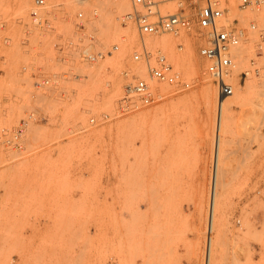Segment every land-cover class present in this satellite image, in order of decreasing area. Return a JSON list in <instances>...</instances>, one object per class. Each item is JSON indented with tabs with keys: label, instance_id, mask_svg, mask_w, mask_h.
I'll return each instance as SVG.
<instances>
[{
	"label": "rangeland",
	"instance_id": "1",
	"mask_svg": "<svg viewBox=\"0 0 264 264\" xmlns=\"http://www.w3.org/2000/svg\"><path fill=\"white\" fill-rule=\"evenodd\" d=\"M223 1L245 26L264 16V0L259 11L239 10L235 0ZM65 2L68 9L75 7L72 0ZM33 3L0 0V21L13 37L11 48L0 51L6 55V63L0 62L4 70L0 75V131L19 125L30 110L25 104L31 101L40 106L38 112L47 115L46 121L27 126L18 148L0 144V264H13L12 256L24 241L21 230L26 227L34 230L26 264H43L50 248L58 264L76 260L75 247L84 241L78 237L77 227L91 217L93 206L70 200L66 204L53 202L50 196L85 191L86 179L48 173L49 167L74 165L110 170L118 201L111 207L115 214H125L123 234L132 260L139 257L141 264H181L182 260L206 264L211 215L209 264H255L254 245H264V226L263 232L259 231L252 218L264 212V33L250 32V41L239 48L233 79L237 100L233 94L221 109L217 87L205 74L206 61L199 54L205 43L201 33L165 34L167 41L162 47L193 84L188 89L160 85L161 96L156 102L120 114L118 102L134 82V75L148 78L141 64L132 59V49L139 42L136 28L133 24L122 26L119 19L131 10V0L105 3L99 19L82 29L84 35L94 36L97 49L106 52L96 63H56L51 60L48 38H39L41 44L34 52L40 56L35 63L44 75L64 71L79 75L60 78L61 94L35 90L29 76L19 74L21 65L29 61L20 36ZM160 7L163 15L177 10L175 0H166ZM185 11L195 26L196 6ZM60 28L67 36L74 30L66 21ZM116 43L119 49L112 51ZM245 69L252 70L247 78L240 76ZM202 92L211 101L209 106ZM233 97L235 102H231ZM103 113L110 115L108 121L101 122ZM90 117L98 123L88 125ZM216 150L212 205L211 167ZM93 179L100 181L102 176L87 180ZM51 214H57L53 221L57 232L46 234L39 219ZM19 216H34L35 221L25 224ZM112 223L116 234L119 221ZM122 246L117 242L112 255L117 256Z\"/></svg>",
	"mask_w": 264,
	"mask_h": 264
},
{
	"label": "built area",
	"instance_id": "2",
	"mask_svg": "<svg viewBox=\"0 0 264 264\" xmlns=\"http://www.w3.org/2000/svg\"><path fill=\"white\" fill-rule=\"evenodd\" d=\"M75 7L68 9L65 0H34L29 11V21L23 25L20 44L29 61L20 67V75L27 74L32 80L35 90L47 93L49 91L64 92L60 78L68 79L69 75L79 77L70 71L48 73L44 75L42 68L35 63L40 54L34 52L36 46L41 43L40 37H47L53 51L52 61L61 65L76 62L93 64L103 59L105 50L95 47L93 35H84L82 29L93 25L104 11V4L117 2L118 0H72ZM166 0H131V10L120 16L122 26L133 24L136 28L139 42L132 49V59L140 63L148 78L134 75L131 83L120 98L117 112L127 113L139 106H149L157 101L159 96L158 87L167 85L173 88L188 89L193 84L192 80L184 78L183 73L170 61L162 46L149 43L147 39L170 34L180 36L199 31L204 38V45L199 49V54L206 61L205 74L212 80L218 90V96L222 103L234 94V76L237 70V52L241 45L250 41V32L264 33V16L260 22L251 21L248 26L241 24L237 17L232 16L223 0H175L177 10L175 13L161 14V4ZM239 10L255 8L261 10L263 0H235ZM197 8L195 26L192 18L185 10ZM70 23L74 30L69 36L61 33L60 24ZM13 44V37L8 33L4 22L0 21V51L8 50ZM179 48L183 46L179 44ZM119 49V44L111 46L112 51ZM0 62L6 63V55L0 54ZM251 66L255 61H250ZM252 72L245 69L240 76L247 78ZM258 73V69H254ZM4 70L0 68V75ZM127 74V73H125ZM30 110L25 111V117L19 125L12 128H2L0 131V144L7 148H18L22 138L31 122L46 121L47 115L39 110V105L33 101L25 104ZM110 115L103 113L101 122L108 121ZM98 119L90 117L87 124L96 125ZM78 126L83 125L78 123ZM83 130V128H80ZM218 166V151L216 150L212 162L211 177V203H214L216 190L215 172ZM212 222L207 227V243L205 251L206 264H209L211 249Z\"/></svg>",
	"mask_w": 264,
	"mask_h": 264
},
{
	"label": "crops",
	"instance_id": "3",
	"mask_svg": "<svg viewBox=\"0 0 264 264\" xmlns=\"http://www.w3.org/2000/svg\"><path fill=\"white\" fill-rule=\"evenodd\" d=\"M48 173L58 174L60 177L68 175L83 177L86 179L85 184L86 190L77 189L76 191L63 196L62 195H51L53 202L66 204L69 200L77 204L92 205L91 217H86L81 222V225L77 227L78 237H81L84 241L78 242L75 247L76 260L69 263L60 264H141V259L137 257L135 260L131 259V252L125 247L126 236L124 232V213L114 212L112 205L118 203L116 196L113 195L116 183L110 179V170L103 167H93L92 169L86 166H54L48 168ZM102 176V179L91 181L87 180L89 177L94 178ZM0 194L2 192L0 191ZM119 203H123L120 198ZM57 214H51L48 218L39 219L43 225L42 230L46 234H53L57 232L56 225L53 221L57 220ZM258 223L259 231L263 232L264 226V212H259L252 216ZM23 223L35 221L34 216H19L18 218ZM118 219L119 221V232L115 234V226H113V220ZM41 226V225H40ZM21 234L24 237V241L19 246V251L14 253L12 256L13 264H26L25 258L30 251L27 247L30 245V239L34 236V230L30 227H26L21 230ZM264 235V232H263ZM121 242L123 246L118 248V255H112V251L116 252L115 244ZM35 245V242L33 243ZM257 254L254 257L255 264H264V245L255 244ZM28 250V251H27ZM50 248V256L45 259L43 264H58L54 262L53 252ZM65 251V250H64ZM181 264H189L187 260H182Z\"/></svg>",
	"mask_w": 264,
	"mask_h": 264
},
{
	"label": "bare ground",
	"instance_id": "4",
	"mask_svg": "<svg viewBox=\"0 0 264 264\" xmlns=\"http://www.w3.org/2000/svg\"><path fill=\"white\" fill-rule=\"evenodd\" d=\"M116 7L118 8V6L116 5ZM23 9V8H22ZM192 11V10H191ZM190 12V11H189ZM110 13H111V11H110ZM167 41V37L164 35H161V36H159V37H155V38H150L149 40H148V42L149 43H153L154 45H158V46H165V42ZM243 52V51H242ZM240 54V53H239ZM218 91V90H217ZM235 95L237 94V93H234ZM234 95V96H235ZM202 96L204 97V100H205V105L207 104L208 106L211 104V101L210 100H207L206 99V93H203L202 92ZM245 96V95H244ZM243 96V97H244ZM236 97H237V95L235 96V99H236ZM218 98H219V104L221 103V101H222V98L221 97H219L218 96ZM234 97H233V100H231V102H235L234 100ZM239 99V98H238ZM237 100V99H236ZM241 100V99H240ZM163 108V107H162ZM209 108V107H208ZM220 109V108H219ZM206 110H208V109H206ZM208 114V113H207ZM219 118V120L217 121L218 122V126H217V134H216V136H217V140H218V136H219V133H218V131H219V122H220V116L218 117ZM133 170H134V168H133ZM132 174H133V172H132ZM215 175V177H216V174H214ZM216 179V178H215ZM146 203V202H145ZM151 204V203H150ZM149 205V204H148ZM135 207V206H134ZM138 208V207H137ZM136 208V209H137ZM131 209H132V207H131ZM150 209V208H149ZM134 210V209H133ZM135 211V210H134ZM141 211V210H140ZM145 210H143V212H144ZM147 211V210H146ZM135 212H137V211H135ZM140 213H142V212H140ZM134 214V213H133ZM132 214V215H133ZM144 215H146V214H144ZM133 217H134V215H133ZM211 218H212V216L210 215V222H211ZM210 222H209V224H210Z\"/></svg>",
	"mask_w": 264,
	"mask_h": 264
}]
</instances>
